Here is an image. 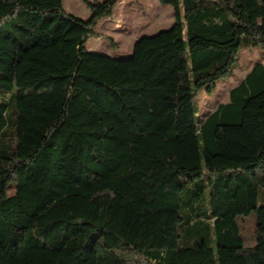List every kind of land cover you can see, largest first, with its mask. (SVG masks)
Returning <instances> with one entry per match:
<instances>
[{"label":"trees","instance_id":"16d2710c","mask_svg":"<svg viewBox=\"0 0 264 264\" xmlns=\"http://www.w3.org/2000/svg\"><path fill=\"white\" fill-rule=\"evenodd\" d=\"M83 1L0 0V264H264V63L195 103L264 48V0H158L127 58L86 46L119 0Z\"/></svg>","mask_w":264,"mask_h":264},{"label":"rangeland","instance_id":"374dc122","mask_svg":"<svg viewBox=\"0 0 264 264\" xmlns=\"http://www.w3.org/2000/svg\"><path fill=\"white\" fill-rule=\"evenodd\" d=\"M103 1V0H99ZM67 12L82 19L91 17V10L83 0H63ZM174 25V11L171 5L158 0H119L112 14L96 26V36L86 43L92 52L127 58L133 55L135 42L145 36H153ZM264 63V48H245L240 52L239 62L233 74L219 82L212 94L200 91L195 95L198 121L204 120L216 107L229 100L230 91L258 63ZM14 185L9 189L13 194ZM259 206H264V187L259 189ZM246 227V245L254 242L255 213L241 216Z\"/></svg>","mask_w":264,"mask_h":264},{"label":"crops","instance_id":"0c3cea01","mask_svg":"<svg viewBox=\"0 0 264 264\" xmlns=\"http://www.w3.org/2000/svg\"><path fill=\"white\" fill-rule=\"evenodd\" d=\"M136 42H137V41H136ZM136 42H135V43H136ZM111 56H113V55H111Z\"/></svg>","mask_w":264,"mask_h":264}]
</instances>
